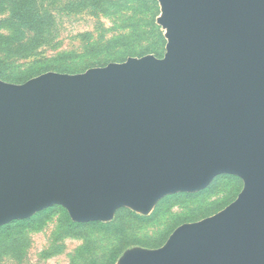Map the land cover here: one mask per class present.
I'll return each instance as SVG.
<instances>
[{
  "label": "water",
  "instance_id": "obj_1",
  "mask_svg": "<svg viewBox=\"0 0 264 264\" xmlns=\"http://www.w3.org/2000/svg\"><path fill=\"white\" fill-rule=\"evenodd\" d=\"M163 57L24 83L0 77V226L54 205L77 222L243 180L221 211L115 264H264V0H158Z\"/></svg>",
  "mask_w": 264,
  "mask_h": 264
},
{
  "label": "rangeland",
  "instance_id": "obj_2",
  "mask_svg": "<svg viewBox=\"0 0 264 264\" xmlns=\"http://www.w3.org/2000/svg\"><path fill=\"white\" fill-rule=\"evenodd\" d=\"M111 1V4H92V1L80 3V0H36L35 3L42 9L39 8L40 13L46 11L53 19L46 39L29 50L32 51L31 56H23L27 50H22L21 54H11L8 69L0 77L8 82L24 83L27 80H22H29L31 70L35 71L34 74L48 71L73 74L110 62H123L129 57L147 54L163 57L167 41L165 30L157 23L161 14L158 0ZM9 13L8 5H0V20L7 18ZM0 30L6 32L8 26L0 24ZM59 51L65 54L55 56ZM43 57L50 60L42 64L29 63ZM243 185L240 177L224 174L211 184L208 191L166 200L161 207L159 201L149 215H142L127 207L119 208H124L122 215L128 220L127 230L132 243L128 248L161 247L181 224L211 216L232 203ZM59 210L28 227L21 234L22 240L15 246V251L0 254V264H86L85 260L74 258L84 238L65 236ZM129 210L143 217L156 214L142 220L133 217ZM87 234L93 242L88 254L98 258L106 256L114 244L113 239L92 230Z\"/></svg>",
  "mask_w": 264,
  "mask_h": 264
},
{
  "label": "trees",
  "instance_id": "obj_3",
  "mask_svg": "<svg viewBox=\"0 0 264 264\" xmlns=\"http://www.w3.org/2000/svg\"><path fill=\"white\" fill-rule=\"evenodd\" d=\"M80 3H85L87 1H92V4H111V0H80ZM36 0H0V5H8L10 13L7 18H2L0 24L7 25L8 30L6 32L0 30V75L7 71L8 63L11 59V54L17 52L22 53V50H27L23 56H31V50L34 46L41 44L47 36V31L49 27L52 26L51 21H53L52 16L48 15L47 12L40 13L39 8L35 3ZM42 10V9H41ZM3 27V26H2ZM65 53L59 51L55 56H63ZM53 57V56H52ZM49 57H43L42 59H34L29 62L32 64H42L49 61ZM30 66L29 68H32ZM35 71L30 72V77H34ZM26 72L23 73L25 76ZM28 79L22 80L23 82ZM224 175V174H222ZM219 175V176H222ZM229 175V174H228ZM217 176L212 183L219 177ZM236 176V175H232ZM211 183V184H212ZM211 184L199 191L205 192L211 188ZM197 192V193H199ZM197 193H187L181 192L174 195L165 197L160 200L161 203L166 200L177 198L182 195H191ZM56 208H61L56 209ZM122 209H118L116 217L110 222L103 221H89V222H77L74 221L68 211L61 205H54L47 209H44L30 218L22 220H13L5 225L0 226V254L5 251H15V246L19 245L22 240L21 234L28 228L40 221L42 218L47 217L50 213L55 210L61 211L62 226L66 231V235L82 236L84 242L76 249L74 258L77 260H85L86 264H114L118 257L123 253V251L132 245L129 241V234L127 230V218L122 215ZM159 210V206L156 209V213ZM130 211V210H129ZM131 215L135 218L142 220H147L155 216L153 214L151 217H143L130 211ZM92 230L97 233H101L109 239H113L114 244L108 250L106 256L96 257L92 254H88L89 246L92 242L91 238L88 236V231ZM85 231V234H83ZM88 254V255H86ZM105 258V259H104ZM104 259V260H103Z\"/></svg>",
  "mask_w": 264,
  "mask_h": 264
}]
</instances>
